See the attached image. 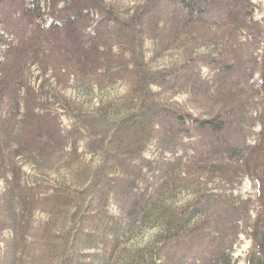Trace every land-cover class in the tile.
Listing matches in <instances>:
<instances>
[{"label": "rangeland", "instance_id": "374dc122", "mask_svg": "<svg viewBox=\"0 0 264 264\" xmlns=\"http://www.w3.org/2000/svg\"><path fill=\"white\" fill-rule=\"evenodd\" d=\"M200 1L217 23L178 0H39L4 37L0 264H254L264 0ZM167 115L224 121L240 163Z\"/></svg>", "mask_w": 264, "mask_h": 264}, {"label": "trees", "instance_id": "16d2710c", "mask_svg": "<svg viewBox=\"0 0 264 264\" xmlns=\"http://www.w3.org/2000/svg\"><path fill=\"white\" fill-rule=\"evenodd\" d=\"M179 3H181V7L184 12V16H186L188 19H196V20H205L208 22H211L212 24L217 23V20L221 17L220 13L216 16H213L209 14V11H207V6H201L205 3V1L200 0H178ZM37 3V4H36ZM49 3V2H48ZM36 5V6H35ZM48 5V4H47ZM46 7V6H45ZM53 8V7H52ZM42 8L39 7V0H0V46H2V43H4V40L8 37H17L18 35H22L27 31V27L29 26V21L37 16H34V11L40 12ZM222 9V6L218 8L220 11ZM80 12V11H79ZM60 13V12H59ZM77 15H74L72 13L71 16H66L63 20H60L58 23L59 26H64L65 24H69L72 26H75L80 22V18ZM71 19H75L73 23L70 22ZM216 19V20H215ZM215 20V21H214ZM214 21V22H213ZM5 37V39H4ZM167 117L170 119H165L166 121H169L170 125L174 127L180 128L178 130V135L182 134L183 137H187L188 139L186 141H191V138H189V133L192 130V132H196L197 135H202L203 138L200 136L198 138H194L192 141H196L198 139L199 144H196V142H193L195 144H184V145H195L193 146V149L197 146H201L203 142H209L211 144L212 153L214 154H220L223 153L224 156H226V159L229 161L236 163H240V157L245 152L246 147L244 146V143H242L239 139L228 142L227 139L224 137L226 124L222 120L217 119H211V120H194L192 118L182 117V116H173V115H167ZM187 121L189 122V125L186 124ZM160 125V124H159ZM161 126V125H160ZM164 131V130H163ZM166 132V131H164ZM164 135V134H163ZM181 137V136H180ZM213 140H210V138H213ZM210 140V141H208ZM180 143H183L184 139H179ZM173 145H166L165 151L169 149V147H172ZM196 154L199 153V151L195 152ZM120 168L122 169V164H119ZM140 172H138L137 177ZM135 177V176H134ZM256 177V183L258 187V200H259V208L256 218L257 222L255 223L256 228L252 229L250 231V235L254 237L256 241V247L258 250L259 257L256 259L254 264H264V227H258V220L262 217H264V173H255ZM139 179V178H138ZM138 179L134 182H131L134 180V178L127 182L126 191L129 192V190H135L137 189L136 182ZM115 185V182H113ZM241 220V219H240ZM239 218H236V220L231 221L232 223L239 222ZM246 233V230L244 231ZM214 264H219V258L214 259ZM225 264H230V259L226 260Z\"/></svg>", "mask_w": 264, "mask_h": 264}]
</instances>
